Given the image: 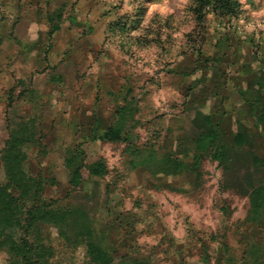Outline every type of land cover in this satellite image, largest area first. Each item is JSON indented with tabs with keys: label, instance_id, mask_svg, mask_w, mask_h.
I'll use <instances>...</instances> for the list:
<instances>
[{
	"label": "rangeland",
	"instance_id": "rangeland-1",
	"mask_svg": "<svg viewBox=\"0 0 264 264\" xmlns=\"http://www.w3.org/2000/svg\"><path fill=\"white\" fill-rule=\"evenodd\" d=\"M237 2L0 0V182L31 137L19 166L66 218L36 232L50 264H264V131L228 103L264 64V0ZM81 162L105 170L74 187Z\"/></svg>",
	"mask_w": 264,
	"mask_h": 264
},
{
	"label": "trees",
	"instance_id": "trees-1",
	"mask_svg": "<svg viewBox=\"0 0 264 264\" xmlns=\"http://www.w3.org/2000/svg\"><path fill=\"white\" fill-rule=\"evenodd\" d=\"M196 1L202 9L219 15L233 14L239 4L237 0ZM102 137L107 140H121L123 135L121 131L111 128ZM30 140L31 137L21 138L14 135L3 150L6 182H0V248L6 247L8 250V264H50L54 254L52 246L34 239L39 224L45 221L57 224L66 222L62 210L44 207L47 204L38 198L41 181L28 176L19 166L24 155L20 152V146ZM84 167L89 175H99L105 170L98 162L86 166L81 162L74 168L70 179L74 187L79 186L85 178ZM88 251L92 264H111V256L99 246L89 244ZM136 264L146 263L137 261Z\"/></svg>",
	"mask_w": 264,
	"mask_h": 264
},
{
	"label": "crops",
	"instance_id": "crops-1",
	"mask_svg": "<svg viewBox=\"0 0 264 264\" xmlns=\"http://www.w3.org/2000/svg\"><path fill=\"white\" fill-rule=\"evenodd\" d=\"M244 67H235L236 72L243 73ZM247 72L246 77L250 79V96L247 97L249 102L246 101L242 93H231L229 95L228 103L232 107L231 112L235 118L245 119L250 118L253 124V128L257 130L264 131V64L262 65L260 61L254 62L245 68ZM240 77V75L238 76ZM249 106H261L253 113L251 111H246L245 105ZM110 126L106 131L113 128Z\"/></svg>",
	"mask_w": 264,
	"mask_h": 264
}]
</instances>
